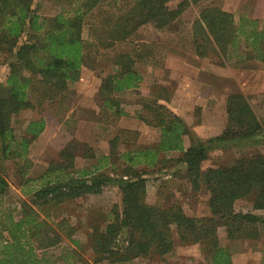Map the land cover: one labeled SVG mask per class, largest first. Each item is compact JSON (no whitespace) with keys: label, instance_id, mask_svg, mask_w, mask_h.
Instances as JSON below:
<instances>
[{"label":"trees","instance_id":"obj_1","mask_svg":"<svg viewBox=\"0 0 264 264\" xmlns=\"http://www.w3.org/2000/svg\"><path fill=\"white\" fill-rule=\"evenodd\" d=\"M54 1L68 5L79 1V4L72 7L70 15L61 11L42 16L34 0H0V68L8 69L0 81V157L21 163L17 164L15 175L26 183L33 180L25 178L28 148L44 130L45 119L42 116L30 119L20 135L11 120L24 111L37 110L47 101L64 98L71 89L69 85L79 80L81 68L86 65L85 48L90 46L82 38L84 18L103 0ZM201 1L132 0L107 21L104 45L127 40L147 23L155 29H164ZM193 24V47L199 57H209L210 48L221 55L223 62L236 56L239 64L244 55V59L264 62V24L258 27L256 20L244 17L236 24L231 12L215 5L202 7ZM138 61H142L141 54H114L112 73L101 79L96 94L104 110L116 116L128 115L118 93L138 92L143 80L136 68ZM151 90L147 98L137 99L141 112L136 117L158 129V141L144 150L124 153L128 164L119 178L103 172L74 176V147L63 148L59 159L51 161L40 174V186L20 205L18 218L14 220L7 215L1 222L6 234L0 238V264H55L56 259L50 261L47 256L49 250L62 239L73 240L77 228L54 208L101 194L112 183L118 185L121 205L114 203L102 222L90 226L93 263L134 264L135 259L169 253L174 246L172 226L181 245L203 247L208 264H233L232 250L219 242V227L225 228L229 241L259 238V225L264 223V217L251 211H236L234 206L238 199L251 196L252 208L264 210V154L241 155L221 166L203 168V163L211 149L264 134V119L257 117L243 93L231 91L225 97L226 119L222 130L203 141L195 138L193 128L166 105L172 98L173 87L159 85L158 92ZM184 137L188 138V145L184 144ZM116 141V137L110 140L108 156L115 155ZM170 152L178 154L170 160L157 157L159 153ZM83 155L93 157L92 149L85 146ZM140 162H145L149 171L161 170L170 163L176 166L173 171L177 177L186 180L192 190L198 191L204 185L209 214L189 215L177 200L163 206L148 202L145 186L148 170L138 171L132 165ZM7 187L0 174V195L6 194ZM38 211L45 216L40 218ZM67 249L69 252L61 260L74 264L70 257H75V253Z\"/></svg>","mask_w":264,"mask_h":264},{"label":"rangeland","instance_id":"obj_2","mask_svg":"<svg viewBox=\"0 0 264 264\" xmlns=\"http://www.w3.org/2000/svg\"><path fill=\"white\" fill-rule=\"evenodd\" d=\"M131 1L103 0L89 11L84 18L82 38L90 43V46L85 48L86 65L81 68L79 80L69 85L71 89L64 98L47 101L38 106L37 110L24 111L11 120L18 135L22 134L30 119L39 116L44 117L45 128L30 143L26 155L29 167L25 178L33 180L26 183L24 178L15 175L19 168L17 164L21 163H16L15 159L4 160L0 157V174L8 183L6 194L0 195V238L6 234L2 230L1 222L7 215L14 220L18 218L20 205L29 200L33 190L40 186V174L51 161L59 159L63 148L74 147V176L101 172L117 178L122 176L128 164L124 153L144 150L158 141V129L136 117L138 111L141 112L140 105L136 102L140 97L147 98L151 89L158 92L159 85L174 88L172 98L166 105L189 123L193 128L194 137L203 141L222 130L226 119L223 95L231 91L243 93L249 99L257 117L264 119V97L261 93L264 92V64L244 59L245 55L239 64H236V56H231L230 60L223 62L221 55L211 52L210 48L209 57H199L193 47L192 35L193 21L202 7L218 6L231 12L238 23L240 16L264 15V6H256L260 0H202L187 8L175 22L164 29H155L152 24L147 23L127 40L116 42L112 46L104 45L107 21L113 14L125 9ZM34 2L42 16L55 15L61 11L70 15L72 7L79 4V1H74L72 5L66 2L59 4L54 0ZM243 43L240 42V47H243ZM119 52L141 54L142 60L136 65L143 75L138 92L126 90L118 93L119 99L122 100L121 106L128 112L125 116H116L104 110L96 96L101 79L112 73V57ZM212 69L216 71L213 72ZM209 70L212 71V76L207 74L210 73ZM7 71L6 66L0 68V81L4 80ZM216 72L222 77H217L219 75ZM145 115L149 116V113ZM115 137L116 153L108 156L110 140ZM188 141V138L184 137L185 145H188ZM85 146L92 149L93 157L83 155ZM255 152L264 154V134L211 149L203 168L229 164L241 155ZM177 154L159 153L157 157L170 160ZM132 165L138 171L148 167L145 162ZM149 170L145 175L148 202H157L163 206L177 200L189 215L200 217L209 214L208 193L204 185L198 191L192 190L186 180L177 177L174 172L176 166H171L170 163H166L165 168L161 170ZM114 203L120 207L121 195L118 185L112 183L101 194L88 195L73 202L63 203L60 208L55 207V212L68 218L77 230L73 238L74 243L71 239H62L57 246L49 250L47 256L51 257L50 261L56 259L55 264H64L61 257L69 252V248L75 253V257H70L74 264H106V261L93 263L89 233L90 226L94 222H102ZM234 207L236 211H251L264 217V210L252 208L251 196L238 199ZM39 213L40 218L45 216L44 213ZM259 230L257 240L229 241L226 239L225 228L217 229L220 244L232 250L233 264H264V223L259 225ZM172 238L174 246L171 252L162 256L135 259L134 264H208L203 247L199 244L181 245L174 226Z\"/></svg>","mask_w":264,"mask_h":264},{"label":"crops","instance_id":"obj_3","mask_svg":"<svg viewBox=\"0 0 264 264\" xmlns=\"http://www.w3.org/2000/svg\"><path fill=\"white\" fill-rule=\"evenodd\" d=\"M264 6V0H260V3L258 2L257 4H256V6L258 7V6ZM248 18V19H251V20H256V23H257V25H258V27L259 26H261V25H263L264 24V15H258V16H256V15H251V16H249V17H247V16H240L239 17V19H238V21L241 19V18ZM235 23H237L236 21H235ZM238 58V57H237ZM240 58V57H239ZM242 59V58H241ZM240 59V60H241ZM253 61H255V62H257V63H260V64H264V62H261V61H259V60H255V59H252ZM235 61H237V60H235ZM212 71L214 72V71H216V70H213L212 69ZM212 71H210L209 70V72L210 73H207L209 76H212ZM217 73V75H219V76H217V77H222V76H220V74H218V72H216ZM214 77V76H213ZM216 79V78H215ZM218 80H220V78H218ZM214 85H215V87L216 88H218V86H217V83L216 82H214ZM216 91H218V89L216 90ZM263 95H262V97H264V92H261ZM223 97H224V102H225V97H226V95H223ZM249 100V99H248ZM166 104L168 103V102H165ZM171 109V108H170ZM172 110V109H171ZM176 113V112H175ZM178 114V113H177ZM179 115V114H178ZM186 123H188V122H186ZM189 124V123H188Z\"/></svg>","mask_w":264,"mask_h":264}]
</instances>
